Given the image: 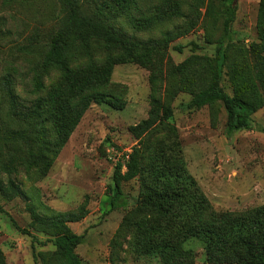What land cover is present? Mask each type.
<instances>
[{
  "label": "trees",
  "instance_id": "trees-1",
  "mask_svg": "<svg viewBox=\"0 0 264 264\" xmlns=\"http://www.w3.org/2000/svg\"><path fill=\"white\" fill-rule=\"evenodd\" d=\"M61 3L64 10L57 26L29 69L35 97L23 101L15 93L14 81L0 78V194L7 200L22 196L13 180L4 183L1 178L17 169L45 176L92 104L124 109L126 87L110 81L115 65L150 67L151 81L158 86L165 82L164 91L153 89L147 117L129 127L137 145L115 163L107 186L108 212L127 208L122 185L137 179L138 197L127 211L133 217L127 223L134 254L155 258L158 264H195L193 252L184 244L196 239L204 246L207 264H264V205L239 212L212 208L186 168L170 108L183 93L190 97L180 104L184 110L205 106L213 110L219 104L228 131L250 129L252 115L264 107V0L256 18L257 41L247 47L232 43L236 0H230L224 36L215 44L212 58L191 55L179 64L167 57L168 48L195 27L204 0H191L187 13L181 9L182 0ZM175 17L183 19L182 28L147 40L127 35L112 22L123 18L131 29L146 31ZM173 49L181 52V46ZM99 52L104 54L101 62L95 58ZM52 72L58 73V82L46 90L44 81ZM158 136L163 139L154 142ZM86 214L84 204L75 212L47 217L31 211V226L50 235L54 246L41 264H85L75 252L83 235L75 234L68 224ZM0 264H6L2 251Z\"/></svg>",
  "mask_w": 264,
  "mask_h": 264
},
{
  "label": "rangeland",
  "instance_id": "rangeland-1",
  "mask_svg": "<svg viewBox=\"0 0 264 264\" xmlns=\"http://www.w3.org/2000/svg\"><path fill=\"white\" fill-rule=\"evenodd\" d=\"M190 1L182 0V11L187 13ZM260 1L236 0L231 26L233 44L247 47L257 41L255 25ZM229 2L204 0L195 27L168 48L167 57L173 64L191 55L212 58L215 44L224 36ZM62 10L61 0H0V78L9 76L23 101L35 97L30 91L29 69L39 57L38 49L57 26ZM112 22L127 35L147 40L182 28L183 19L175 17L146 31L131 29L123 18ZM174 46H181V52ZM95 58L101 62L104 54L99 52ZM152 73V68L138 64L115 65L110 81L126 87L123 110L92 104L45 176L22 169L1 176L4 183L11 179L23 192L11 200L0 194V251L6 264H41L42 258L54 250L52 237L31 226L32 210L47 217L75 212L83 204L86 216L68 226L75 234L83 235L75 252L85 264H158L155 258L137 256L130 247L127 222L133 217L127 211L137 200L138 180L122 185L126 209L108 212L107 190L115 163L137 145L129 127L147 117L153 89L160 94L164 91L165 82L160 86L152 82ZM58 78V73L52 72L44 81L46 90L57 84ZM223 87L230 93L225 84ZM189 98L181 93L170 103L172 125L177 130L186 168L212 208L239 212L264 205V107L252 115L250 129L230 132L225 127L226 114L221 105L213 110L207 106L184 110L180 104ZM162 139L158 136L154 142ZM184 248L193 252L195 264H207L201 242L189 239Z\"/></svg>",
  "mask_w": 264,
  "mask_h": 264
},
{
  "label": "built area",
  "instance_id": "built-area-1",
  "mask_svg": "<svg viewBox=\"0 0 264 264\" xmlns=\"http://www.w3.org/2000/svg\"><path fill=\"white\" fill-rule=\"evenodd\" d=\"M124 169V168H123Z\"/></svg>",
  "mask_w": 264,
  "mask_h": 264
}]
</instances>
